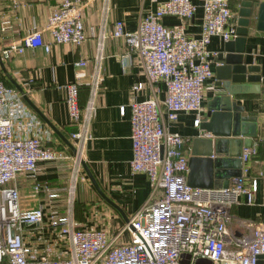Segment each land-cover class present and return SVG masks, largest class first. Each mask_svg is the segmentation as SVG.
<instances>
[{"label":"built area","instance_id":"1","mask_svg":"<svg viewBox=\"0 0 264 264\" xmlns=\"http://www.w3.org/2000/svg\"><path fill=\"white\" fill-rule=\"evenodd\" d=\"M108 1L101 0L103 17L108 12ZM152 1H156L154 9L139 19L134 31L124 32L122 21L115 20L108 34L124 39L126 56L139 59L149 83H162L164 87L161 100L155 96L136 99L134 94L142 83H134L127 104L131 146L128 165L131 172L146 175L152 186L150 197L113 232L100 226L77 225L68 207L64 213L51 212L48 216V228L57 232L55 240L36 235L41 244L38 247L36 242L33 245L25 241L23 228L40 224L43 212L40 206L22 208L17 187L10 181L18 172L34 174L39 160H56L66 155L45 144L35 132L38 119L28 113L21 94L0 81V264H182V259L192 264L197 257L206 258L209 264H264V222L254 223L249 238H232L226 228L231 204L238 202L240 196L251 204L256 177L264 174L263 162L257 176L248 175L247 163L256 154V145L241 148L240 172L230 177L227 186H190L185 181L186 140L167 130L161 118L163 112L166 122H170L179 111L200 110L202 89L213 77L210 65L216 57L207 45L211 37L222 41L235 37L234 13L228 0H201L199 33L187 37L182 22L166 26L161 18L189 19L195 5L189 0ZM82 3L83 0H59L46 18L48 42L42 40L41 30L33 28L19 44L2 48L1 57L7 59L11 52H21L24 47H41L48 52L51 45H81L86 39ZM6 24L2 20L0 27ZM105 37L102 32L97 35L91 59L72 62L74 67H91L85 102L78 105L77 82L62 86L70 122L77 126L70 132L74 151L66 190L69 202L100 86ZM123 109L119 106L120 112ZM33 189L55 196L44 182L35 181ZM60 240L66 242L67 251L54 255Z\"/></svg>","mask_w":264,"mask_h":264},{"label":"crops","instance_id":"2","mask_svg":"<svg viewBox=\"0 0 264 264\" xmlns=\"http://www.w3.org/2000/svg\"><path fill=\"white\" fill-rule=\"evenodd\" d=\"M58 1L0 0V22L7 21L4 27H0V50L11 43L19 44L33 28L41 30L42 40L48 42L46 18ZM189 1L196 7L189 19L164 16L161 22L166 26L182 22L185 35L196 37L201 19V0ZM238 1L228 0L233 13ZM259 1L264 0L252 1V18L244 41V61L257 66L259 75L264 78V31L254 29V15ZM101 5V0H83L81 21L86 39L81 45H51L48 52H44L41 47H24L21 52H11L7 59L0 56V81L5 86L14 87L13 82L21 87L30 102L29 104L21 95L28 113L38 119L35 132L46 145L61 150L66 155L56 160H39L36 162L34 174L18 172L10 181L17 187L19 205L22 208H42V222L23 228L24 240L33 245L36 242L37 247L41 244H38L36 235L42 239H56V229L47 226L49 214L64 213L68 207L77 225L100 226L113 232L126 222L122 214L96 192L81 163L73 199L71 202L67 200L66 190L73 167V151L69 145L72 144L70 132L76 130L77 126L70 122L62 86L71 81L77 82L78 105L81 106L85 102L88 90L86 83L91 75V67H74L72 62L92 58L96 37L100 32L106 35L103 41L102 75L94 97L88 138L82 146L80 161H84L103 193L121 208L127 219L148 200L152 192L146 175L142 172H131L128 165L131 146L127 104L130 100V87L134 83H142V88L134 94L136 99L155 96L157 100H161L164 97V87L162 83H149L139 59L134 55L126 56L123 38H111L108 34L115 20L122 21L124 32L134 31L139 19L154 9L156 1L109 0L105 17L102 16ZM223 42L217 36L211 37L207 47L217 55L222 52ZM218 63L221 62L215 57L210 65L213 77L203 86L199 111H179L176 119L170 122H166L163 112L161 114L165 128L185 138V149L190 138L199 136L198 122L195 124L194 120L197 118L199 121L204 114L207 101L215 94L225 93L217 86L218 81L214 77V68ZM229 98L241 104L247 115L255 117V135L251 136L250 145H256V154L250 158L247 165L248 175L257 176V170L264 162V85L259 84L256 92L232 94ZM121 105L124 107L122 112L119 111ZM201 136L210 135L204 132ZM237 137L243 138L240 134ZM236 148L235 143L230 147L227 144L223 152L225 154ZM234 160L236 159L228 154L223 155L220 168L234 169ZM256 178L257 188L253 202L246 204L240 196L238 202L230 206V219L226 228L232 238H249L254 223L264 222V174ZM35 181L46 183L48 191L55 193V196H47L42 189L34 190ZM66 251V242H57L54 255Z\"/></svg>","mask_w":264,"mask_h":264},{"label":"water","instance_id":"3","mask_svg":"<svg viewBox=\"0 0 264 264\" xmlns=\"http://www.w3.org/2000/svg\"><path fill=\"white\" fill-rule=\"evenodd\" d=\"M252 1L254 0L238 1L234 12L235 37L224 41L222 52L216 55L217 61L221 63L215 66L214 77L218 81L217 86L225 93L215 94L207 101L205 112L197 124L199 136L190 138L186 149L188 169L185 174V181L190 186L207 188L227 186L229 178L240 172L239 154L242 146L250 145L251 136L255 135V117L247 115L241 104L229 98L232 94L256 92L259 84L264 85V78L259 75L258 67L244 61V41L252 18ZM254 29L264 31V1H259L256 5ZM12 85L29 102L21 87L13 82ZM37 113L40 115L39 111ZM204 132L210 136H201ZM239 134L243 138L239 139L237 137ZM233 143L237 148L224 154L227 144L230 147ZM69 145L74 151L73 145L70 143ZM226 154L236 159L235 168L232 170L220 168L223 163L222 156ZM80 163L96 192L127 221L121 208L103 193L84 161ZM181 262L187 264V259H182Z\"/></svg>","mask_w":264,"mask_h":264},{"label":"rangeland","instance_id":"4","mask_svg":"<svg viewBox=\"0 0 264 264\" xmlns=\"http://www.w3.org/2000/svg\"><path fill=\"white\" fill-rule=\"evenodd\" d=\"M192 264H209V261L203 257H197L193 260Z\"/></svg>","mask_w":264,"mask_h":264},{"label":"trees","instance_id":"5","mask_svg":"<svg viewBox=\"0 0 264 264\" xmlns=\"http://www.w3.org/2000/svg\"><path fill=\"white\" fill-rule=\"evenodd\" d=\"M229 3V2H228ZM73 204H74V200H73Z\"/></svg>","mask_w":264,"mask_h":264}]
</instances>
